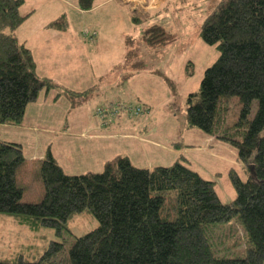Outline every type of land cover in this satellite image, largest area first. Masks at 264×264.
<instances>
[{
	"label": "trees",
	"instance_id": "1",
	"mask_svg": "<svg viewBox=\"0 0 264 264\" xmlns=\"http://www.w3.org/2000/svg\"><path fill=\"white\" fill-rule=\"evenodd\" d=\"M77 2L88 11L93 0ZM23 4L0 0V125L19 126L27 106L42 92L57 89L37 76L30 51L12 35L26 18ZM49 28L63 24L56 21ZM199 36L219 57L205 70L199 91L186 97V125L236 151L247 178L228 173L234 200L221 202L215 182L183 161L142 169L120 157L101 172L69 176L48 149L35 168L42 198L25 202L17 183L23 149L0 139V215L31 231L52 230L58 239L38 259L19 252L0 258V264H264V0H223ZM144 38L158 46L164 32L154 26ZM234 99L237 116L225 127L226 105ZM82 213L97 227L70 241V222ZM231 227L240 230L245 252L220 256L218 239L237 237Z\"/></svg>",
	"mask_w": 264,
	"mask_h": 264
},
{
	"label": "rangeland",
	"instance_id": "2",
	"mask_svg": "<svg viewBox=\"0 0 264 264\" xmlns=\"http://www.w3.org/2000/svg\"><path fill=\"white\" fill-rule=\"evenodd\" d=\"M222 1L166 0L159 9L150 10L145 14L134 15L130 12L133 17H137L136 23L133 20L128 21V9L120 10L113 5L83 14L75 6L71 10L69 6L63 4L64 14L56 21L63 24V29L67 23V28L70 30L68 34L75 36L77 41H79L78 34H80L82 43L85 44L83 45L84 55H87L91 62L108 63L114 60L116 63L119 59L118 50H121L123 43L121 59L119 64L114 67L113 73L110 75L106 72L104 78L96 83H94L95 80H90L92 85L89 88L94 92L91 93V91L88 94V99L84 101L86 96L78 97L79 99L72 97V100L69 98L73 106L81 103L78 108L82 110L80 112L76 110L74 115L79 113L80 116H85L83 111L89 103L92 105V112L95 110L93 118H95L97 110L108 107L110 101L115 105L121 104L125 107L121 108L113 122L101 131L105 138L101 137L98 139L99 142L93 141L88 144L89 141L86 139L70 138L75 146L83 145L84 147L80 150L74 149L72 154L74 156L70 160L61 161L62 169L66 175L76 176L101 172L106 163L113 162L120 157L128 158L134 167L142 169L173 164L171 157L166 155V151L157 149L153 144L146 140H140V138L184 146L186 153L189 150V147L186 146L201 145L206 135L199 130L188 129L186 125V97L190 93L199 91L205 70L212 66L219 57L216 47L204 44L199 33L203 23ZM55 3L58 5V2ZM39 4V6L36 5L38 14L29 19V23L38 21V17L41 15L40 11L44 9L41 5L44 3L40 1ZM154 26L163 30L164 38L160 45L151 47L145 41L144 34ZM34 27L28 25L25 30L29 32ZM97 28L111 33L108 38L114 42V45L107 49V53L96 49L95 43H90L94 39L96 41ZM49 29L55 32H44L43 34L51 36L49 43L51 58L57 56V51L54 48L56 46L60 48V44L64 40L62 56L67 59L69 53L66 55L65 53L74 48L69 43L71 37L68 34H62L64 32L62 30ZM121 33L124 34L122 37ZM37 40L36 37L35 41ZM106 68L108 67H104V69ZM106 103L109 104L104 105ZM235 103L237 104V99L231 100L226 105L225 127L232 125L236 119L237 106L235 107ZM95 105H99V107L94 108ZM54 107L56 113L60 111V106ZM128 107L134 110L139 107L148 112L139 115L129 114L126 110ZM69 111L72 110L69 109ZM115 111L118 112L117 109ZM45 117L47 115L43 113L41 119L46 120ZM97 121L99 122L98 119ZM123 121H127L126 127L119 124ZM27 123L31 124L32 122ZM81 130H83V125H77L75 131ZM25 135L27 138L24 141L21 138L17 141L11 139V141L23 144L26 160L30 159V162L32 160L36 162L40 155L44 159L48 149L46 150L41 145L45 141L43 136H47L49 139V135L38 134V144L30 141L29 133ZM194 135H199L200 138ZM2 136L5 137L3 134ZM53 140L56 141V139ZM189 152L191 153V151ZM214 152L226 159H213L207 157L204 152H196V156L186 154V160L202 178L215 182V190L220 199L232 201L235 198V191L230 184L227 172L235 171L242 180H245L247 175L242 173L235 163L230 162L235 153L234 149L217 144ZM234 160L232 159V161ZM35 164L38 167L39 163ZM36 169L34 168L27 177L23 176L20 180L25 190L29 186L30 191L26 195V201L29 203H36L39 200ZM26 180L29 181L27 185L25 184ZM31 189H35L36 194L33 195ZM96 227L97 222L89 214L76 215L70 222L72 236L69 239L71 241L73 237L85 235ZM230 230L233 235L237 233V237L228 240L219 238V255L224 257L241 256L245 252V246L243 249L241 248L242 234L239 233V229L235 230L234 227H231ZM56 240L58 239L52 230L42 228L38 231H31L26 226L15 224L12 218L0 215V258L9 259L20 252L30 260L38 259L48 244ZM241 249L242 252L239 253Z\"/></svg>",
	"mask_w": 264,
	"mask_h": 264
},
{
	"label": "crops",
	"instance_id": "3",
	"mask_svg": "<svg viewBox=\"0 0 264 264\" xmlns=\"http://www.w3.org/2000/svg\"><path fill=\"white\" fill-rule=\"evenodd\" d=\"M40 1L44 3L41 4L42 7H44V9L40 11L41 15L38 17V21L34 23L31 22L29 23L28 20L32 19L36 14H38L37 6L40 5L39 4ZM165 1L166 0H98V1L93 0L91 9L88 11H83L79 8L77 0H70V2H68V0H60V1L24 0V4L21 7L20 12L21 15L23 17L26 16V18L24 22L21 24V26H19L17 30L13 32L12 35L17 39L19 44L24 45L30 51L33 61L35 63L37 76L40 78L50 80L55 86H57V89L59 90L57 89L52 90L48 93L42 92L39 95L36 102L27 106L23 121L19 126L0 125V139L6 142L19 144L23 149V144L12 141H17L19 138H21L22 141H24V139L27 138L25 134L29 133L28 138L30 139V141H33L36 144H38L37 142L38 134L49 135V139H47V136H43L45 141L41 146L45 147L46 150L49 149L54 159L58 163V165L61 168H63L61 161L70 160L71 157L74 156L72 155L74 153L73 152L74 149L80 150L82 147H84L83 145L75 146L70 138L74 139L75 137L76 138L80 137L88 140L89 141L88 144H90L93 141L99 142L98 139H101V137L105 138V135L102 136V132H101L102 130H105L104 129L105 127H103L97 121L96 118H93V112L95 110L92 112V105H90L89 103L85 107V110L83 111L85 116L84 115L80 116L79 113L74 115L76 110H78L79 112L82 110L81 108H78L79 106H81L80 105L81 103L77 104L76 106H73L71 104L72 97L76 99L79 98L77 96H72L71 94L66 95L65 92L67 91L70 93H75L76 95L89 91H92L91 93H93L94 91L90 90L89 88L92 85L90 84L91 81L95 80L94 83H96L98 80L104 78L106 72L110 75L113 73L114 67L120 62L123 43L121 45V50H118L119 59L116 61V63H114V60L108 63H101V62L93 63L90 61L87 55H84L83 45L85 44L82 43L80 34H78L79 41H77L75 39V36H73L72 34H68L70 30L67 28V23H66V27L64 29L62 28L59 30L64 31L62 32V34H68L71 37L69 43L72 46H74V48L68 50L65 53V55L69 53V56L67 57V59H65L64 56H62L64 53L62 49L63 46L62 43L64 42V40H62L60 44V48L59 46H56L54 48L55 51H57L56 52L57 56L55 58H51V48L49 46V43L51 41V36L43 33L55 32L49 29V25L51 23L56 22L57 18H59L60 16H62V14H64L63 4L69 6L71 10H73L75 6L77 10H80V12H82L83 14L89 12L91 13L103 7L113 5L114 7L120 10L128 9L129 11L128 21H130L133 20L134 18L137 19V17H133V15H131L130 12H132L134 15L145 14L150 10L159 9V7ZM55 2H58V5H56ZM56 11H58L57 14ZM28 25H32L35 27L31 29L29 32H27L25 28ZM97 30L98 33H97L96 41L94 39L93 42L90 41L89 42L95 43L96 49L100 50L103 53H107L108 52L107 49L111 45H114V42L108 38L111 35V33L110 31L101 30L99 28H97ZM123 35L124 34L122 33L120 34L121 37ZM36 37L38 39L37 41H35ZM104 67H108V68L104 69ZM88 97L89 95L86 96L84 101H86ZM109 103L113 104L112 101H110ZM109 103H106L104 105H108ZM56 105L60 106V111L57 113L54 107ZM99 105H95L94 108L95 107L97 108V106L99 107ZM69 109L72 111H69ZM43 113L47 115V117H45L46 120L41 119ZM27 122H32V123L28 124ZM126 122L127 121H123L119 124H122L123 127H126L127 126ZM77 125H83V130L76 132L75 129ZM2 134L6 138L3 137ZM194 136L200 138L199 135H194ZM53 139H56V141ZM140 140H146L147 142L153 144L155 148L157 149L159 148L166 151V155L171 157V163L174 164L178 161H183L191 169L192 166L189 161L187 162L186 154H190V155L193 154L196 156V152L197 153L204 152L209 158L223 159L225 157L219 154L217 155L214 152V149L217 144L224 145L227 147L229 146L221 141L218 140L215 141L216 139L214 137L206 136L202 140L201 145L186 146L189 147V150L186 153L184 146H179L174 143H166L165 141L155 142L153 140H148L143 138H140ZM189 151H191V153ZM41 157L42 155L38 156L36 162L34 160L30 162V159L26 160V157L24 156L25 163L17 173V183L23 190V200L25 202H28L26 201V195L27 192L30 191V189L28 186L27 190H25L23 187V183H20V180H22L23 176L27 177L28 173L32 172L34 168H36L37 164L35 163H39L42 159ZM232 159L235 160L232 161ZM232 159H230V162L235 163L240 168L241 172L244 173L242 171V166L237 159L236 151ZM228 173L229 172H227V175ZM207 180L212 181L211 179H207ZM28 182L29 181L26 180L25 184L27 185ZM37 184L39 187L37 197L39 199L38 201H40V199L42 198L43 191L39 181L37 182ZM31 193L33 195L36 194V190L31 189ZM220 200L223 203L231 202V201H224L222 199Z\"/></svg>",
	"mask_w": 264,
	"mask_h": 264
},
{
	"label": "built area",
	"instance_id": "4",
	"mask_svg": "<svg viewBox=\"0 0 264 264\" xmlns=\"http://www.w3.org/2000/svg\"><path fill=\"white\" fill-rule=\"evenodd\" d=\"M121 108H125L123 106L119 105H111L110 107H105L98 109L95 115V118L99 120V123L102 125H108L115 119L116 115L121 111ZM115 109L118 110V112L115 111ZM129 114L139 115L142 113H145L146 111L144 109H141L139 107H136L135 110L128 107L126 108ZM134 112V113H130Z\"/></svg>",
	"mask_w": 264,
	"mask_h": 264
}]
</instances>
